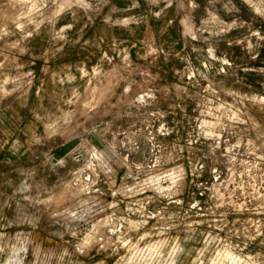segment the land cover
<instances>
[{
    "label": "rangeland",
    "instance_id": "1",
    "mask_svg": "<svg viewBox=\"0 0 264 264\" xmlns=\"http://www.w3.org/2000/svg\"><path fill=\"white\" fill-rule=\"evenodd\" d=\"M0 264H264V0H0Z\"/></svg>",
    "mask_w": 264,
    "mask_h": 264
}]
</instances>
